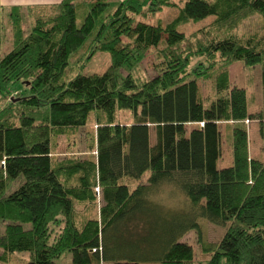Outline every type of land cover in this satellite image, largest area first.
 <instances>
[{
	"label": "trees",
	"instance_id": "16d2710c",
	"mask_svg": "<svg viewBox=\"0 0 264 264\" xmlns=\"http://www.w3.org/2000/svg\"><path fill=\"white\" fill-rule=\"evenodd\" d=\"M174 5L63 0L11 8L13 47L0 54V98L23 84L29 94L11 97V105L29 113L10 121L13 107L0 110V264H57L67 255L71 264H195L183 240L191 230L210 255L204 264H264V161L250 155L246 124L260 122L264 144V113L249 111L247 89L229 75L234 62L260 64L264 82V37L179 30L209 16L220 30L255 14L264 19V0H186L166 25L144 20ZM24 9L34 18L28 33ZM3 40L0 6V50ZM162 44L157 75L136 76L147 51ZM99 52L110 54L106 71L65 79L75 56ZM118 110L132 111L134 122H117ZM93 114L96 153L54 158V138ZM225 135L233 163L219 168ZM166 191L187 207L166 204ZM98 198L99 215L78 225L75 204ZM200 219L226 226L219 242L207 243Z\"/></svg>",
	"mask_w": 264,
	"mask_h": 264
},
{
	"label": "rangeland",
	"instance_id": "374dc122",
	"mask_svg": "<svg viewBox=\"0 0 264 264\" xmlns=\"http://www.w3.org/2000/svg\"><path fill=\"white\" fill-rule=\"evenodd\" d=\"M91 0H76L79 4L82 2H88ZM186 0H174V6L164 7L162 11L158 12L154 16L144 18L145 21L158 24L162 23L166 25L176 18L179 14L180 8L184 5ZM81 6V5H80ZM82 8V7H81ZM28 10H23L25 19L23 22V29L25 33H28L34 23V18L27 13ZM83 16L79 15V22L82 21ZM143 19V18H142ZM4 21V40L0 50L1 56H4L13 47V30L9 21V15H5L3 12ZM215 17L209 16L198 22H187L179 26V30L184 32L187 36H191L201 29L211 30V35L221 38L225 35L236 34L243 38L254 37L262 39L264 37V19L262 16L255 14L244 21L237 27L231 29H217L214 25ZM201 36V35H199ZM193 39V38H192ZM264 44V42H262ZM164 48V44L159 47L150 48L144 59L140 62L138 67L135 69L136 76L143 79H150L157 75L158 68L157 64L161 62L162 57L159 53ZM84 55V54H83ZM83 55H77L72 59V64L67 70L65 79L68 80L74 77L77 73L83 72L85 74L103 73L106 71L111 63L110 54L107 52H99L95 54L90 60ZM203 58L194 59L191 66H195ZM229 75L233 84H236L247 89L249 95V111L253 113H264V82H263V71L262 66H247L243 61H237L229 66ZM211 80L200 82V91L202 96L206 97L211 93ZM29 94L26 87L23 84H18L14 90V95L20 97ZM0 98V110L7 108L9 105L13 107L7 114L10 121H16L18 113L21 111L29 110L23 105H11L13 97ZM44 116V110H42ZM40 118V117H38ZM117 122L122 124H132L135 120L132 111L130 110H118L116 116ZM97 114H93L87 125L82 126L76 130L68 131L65 134L57 135L53 140V155L54 158L63 159L70 156H78L82 159H88L96 153V144L93 142L91 147V136L95 135L97 130ZM248 126V137H249V152L254 158H259L264 161V144L260 133V122L257 119L246 120ZM226 131V130H225ZM152 140L156 141V132L152 131ZM233 163L232 148L229 144L227 136L223 139V154L218 161V167H228ZM22 181V178L15 181L12 184L11 191L17 188ZM100 189L97 188L96 192L100 193ZM100 196V195H99ZM175 196V195H174ZM160 197V194H159ZM163 201L166 204H174L180 209L186 208L187 203L183 196L170 197L166 191L162 195ZM96 203L88 202H77L76 206V221L78 225L83 224L87 219L93 218L99 215V207L101 205V199L98 198ZM173 206V205H171ZM201 228L203 231V237L207 243L215 244L219 242L225 231L226 226L213 223L207 219H200ZM1 228L0 230H2ZM183 240L191 244L195 250V264H204L205 261L210 257L209 253L203 251V248L198 240V235L194 230H191L185 234ZM57 264H71V258L69 255L57 261ZM109 264V263H104Z\"/></svg>",
	"mask_w": 264,
	"mask_h": 264
},
{
	"label": "crops",
	"instance_id": "0c3cea01",
	"mask_svg": "<svg viewBox=\"0 0 264 264\" xmlns=\"http://www.w3.org/2000/svg\"><path fill=\"white\" fill-rule=\"evenodd\" d=\"M63 0H0V6L5 15H9L11 8L15 6H50L59 4Z\"/></svg>",
	"mask_w": 264,
	"mask_h": 264
}]
</instances>
